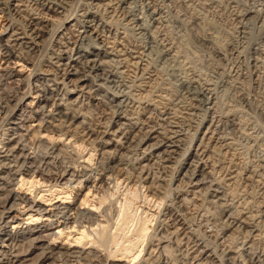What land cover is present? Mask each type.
I'll list each match as a JSON object with an SVG mask.
<instances>
[{
    "label": "bare ground",
    "instance_id": "6f19581e",
    "mask_svg": "<svg viewBox=\"0 0 264 264\" xmlns=\"http://www.w3.org/2000/svg\"><path fill=\"white\" fill-rule=\"evenodd\" d=\"M80 1L81 6H77L73 1V3H70L68 0H7L1 2L2 6L0 7V12L6 11L7 14L14 17L21 16V14L23 15V11L27 12L31 7L37 10L35 15L28 18L27 24L23 28H18L14 24L15 18L13 17L14 19L0 30V56H2L1 60L2 58H6L9 62L14 60L15 63L22 62L27 68L28 66L33 67L31 68L32 70L28 78V87L31 88V85H33V89H37L36 96H38L39 105L44 103L40 107L41 110L37 111H44V109H48V107L52 109L49 108V114L43 113V115H47L50 120L42 126L43 130L38 132L39 142L49 147L48 152L46 156L43 157V160L32 161L34 164L35 162H40L39 165L31 164L32 166H30L29 164V166H27L26 161L29 159L33 160L34 157L29 156L25 152V148L27 147L25 145L24 147L20 140L17 141V139L23 135L20 133V130L27 129L25 128L26 126H23L24 123L22 125L19 124L21 121L19 122L18 119H22V121L25 122L27 114L26 109H24L22 113H18L17 109L20 108L21 105L27 107L31 106L30 104H32V101H30L31 103L29 102L30 104H25L24 100L26 97L30 96L31 91L28 90L17 94H15L16 92L12 93L10 90L6 89V87H2V85H4L2 82L8 79L6 76L9 74V70L5 74H0V76L4 75L5 77L4 79L0 78V113L6 112L5 115L3 114V116L0 117V129L6 131L4 133L6 137L0 141V221L3 217L5 219L6 217L9 219L11 218V224L18 227L23 221H29L27 227L18 229L14 233H11V230L7 228V224L2 227V222H0V264H41L43 262L48 264H129L131 261L134 264H167L169 263L168 261L171 255L166 254L167 247L170 246L166 244L163 246L157 244L156 249L158 250L155 251L157 252L156 254L153 252L154 250L152 252L147 251V253L141 257L142 259L139 262L137 261L140 259V255L144 250L142 245L151 230L154 220L152 217H154L155 214L153 213L151 217H149V215L143 216L141 213H138V207L135 208V210H130L134 199L138 197L136 191L127 189V193L124 195L125 197L121 198L120 201L117 200L119 203V211L116 219V227L113 234L107 236L106 233H112L109 224H103L100 220L98 222L96 218V220H87L89 225H86L85 222H81L78 226L75 225V222L78 221L73 219H76L73 214L76 213L75 210L79 211L81 206L77 208L69 206L71 201L68 200H73L72 198L75 197L73 196L74 190L60 188L59 179H64L70 175L71 177L67 178V181H70L73 176H76L77 178H74L77 181L76 184L82 186V178L88 176V180L90 178L89 173L92 171V165L97 163V165H99L98 167H102L99 173L96 172L100 174V178L98 179L99 182H105L108 178L113 177L116 180L115 183L118 184L120 177H118V174L115 172L117 170L115 169L122 162V149L133 147L139 151L142 148L141 146L147 142L148 145L141 150L142 157L138 160L140 161L138 166L136 165V167H134V171L138 174V176L136 174V178L139 179V182L145 183L146 180L150 182L152 178L151 185L156 182V179L162 181L166 180L168 183L165 182L168 186L173 183L175 175H172L173 177L171 179L155 176L158 172L154 173L152 169L153 166H150L153 160L155 162H161V164L166 162H172V164H177L176 162H178L179 164V162H182L181 166L179 165L180 167L187 164L185 156L187 154H192V152H190L192 144H187V146L186 143H184L186 138L183 139L177 135V133H175L176 136H169L168 133L157 131V128L147 129V126H145L143 122L144 120H142V117L145 115V110L149 112L152 106H154L153 102L161 101L162 103V101H164L166 95L162 93L165 90H160L162 87H155V89L157 88L156 92H160L158 95L155 93L156 97L160 98L158 101L153 95L154 93L149 94L151 98L147 96V98L143 97L144 99H142L141 95V98H137L139 93L142 92L144 94V92L150 91V87H153L152 83L156 82L155 80L161 79V81H163L162 75H160L158 73L159 71H156L155 66H153L155 60L166 59L168 63L164 64L165 67L163 72L166 73V75L175 74L178 62L176 53H174L171 47H168L166 43L160 42L154 34V30L161 32V29H165L169 23V18L167 19L163 11L160 12V10H155L153 7L154 5H152V0H79V2ZM76 2L79 4L77 0ZM58 18H60L59 21ZM114 19H116V21ZM131 32L132 34H130ZM206 36L207 35H204V37ZM134 38L138 39L142 44L134 43L132 40ZM208 41H211V39H208ZM216 48V52L220 54L222 47L220 48L216 45ZM135 71L139 73V77H133L134 75L131 72ZM11 73L7 77L11 76ZM177 79L178 85L180 86L179 88H182L180 92L181 96H188L191 101L194 99V101L200 102L201 106L204 105L208 108L209 104H211L209 99L210 91L208 89L201 88L196 81L190 80L189 78L180 76ZM134 91L136 92L134 93ZM167 91H165V94H167ZM75 94L76 96H74ZM171 95L170 97L167 95V97L171 98ZM152 96L155 98H152ZM87 99L90 101H88V103L92 105L106 102V104H110L112 108L114 107L116 110L114 109L115 114L112 116L113 120L110 122L103 121V124H100L98 120L99 125H92L93 122H90V120H92L91 117L94 114L88 117L87 114H84L85 111L81 112L78 108L81 107V105L78 106L80 102L82 101L81 103L83 104ZM197 104L198 103H195V105L193 104L194 107ZM196 107L198 109L199 105ZM162 111L163 115L170 116L172 114V111L167 112V108ZM95 120L96 118L94 121ZM208 120L209 119H205V122ZM176 123L179 124L180 122L178 123L177 121ZM202 123H204V120ZM202 123L198 125V128L196 127L197 133H203L202 137L198 136V134L192 135L193 137L189 135L190 138H192L191 142L197 140L199 144L196 146V149L193 148L195 151L193 155L194 159L189 163L188 169L184 173H181L183 174L181 180L187 183V188H192V193H201L200 195L208 199L207 202H211L213 206L220 207L222 210L220 214L221 217H219L221 221L218 223L220 226L219 229L215 233L212 231L213 233L210 235L208 234L207 238L215 237V241L218 242V238L221 235L219 231L226 233L227 230H232L238 233H248L250 240H254L255 238L261 240L263 238L261 232H263L264 229L261 230L262 227L258 228L256 218L259 220L262 218L264 221V208L258 210L255 214H251V211H240L239 209H235V206L231 203L229 204L228 199L225 197L229 187L226 180H232L234 173V179H236L235 177L239 173L237 170L232 169L222 171L224 168L223 164H230L232 159L226 158L223 160V158L220 160L218 156H225L226 154L222 150L225 149V147L226 149L228 148L227 146L223 147L224 141H220L221 138L219 139L214 135V131L218 127L214 119H210L205 123L206 125L204 126H206V131L204 132H202V128L199 130ZM101 125L106 130L99 129L98 126L101 127ZM1 131L3 132V130ZM43 131L46 135L43 134ZM63 136H66L69 140L73 138V142L65 143L67 138L63 141ZM59 145L62 147L59 148ZM88 145H90L93 150L100 147L98 158H94L95 156L93 153H90V155H83ZM111 145H114L118 153L115 151L116 154L114 152L113 154L109 150ZM227 145L229 146L228 143ZM75 146L79 148L77 151L79 154H77L79 157L78 159H84L83 161L77 159V161L83 162V164L79 163L80 166H82L81 171L76 170V168H71L69 165L66 167L62 164L61 166L57 164L59 163L62 151H65L66 154L72 150L75 151ZM215 156H217V158ZM143 161H147L148 163L142 164L144 163ZM25 162L26 164H24ZM44 165H47L45 167H48V169H51L49 168L50 166L57 169L55 173H53L54 171L49 173L45 170L48 172H45V174L49 175L48 179L43 177L45 174L42 171L44 170H41ZM6 171H10L11 173V179L9 180L4 176ZM219 173L224 175L222 179ZM250 173L253 174V172ZM51 174L56 175L57 178ZM246 175V178L251 177L250 174ZM227 176L229 178H227ZM93 178L96 179V175ZM51 179L53 182H51ZM49 182L51 183L46 185V187L48 186L46 190H40L41 188L38 187V185L47 184ZM158 183L159 182H157V184ZM119 185L116 186V191L119 189ZM58 187L60 189H58ZM171 188L172 187L169 189ZM88 190L89 191L81 200L80 205L89 202L88 193L91 192V189ZM61 193L66 194V196L60 197ZM47 195L49 198H46ZM108 196L105 194L100 197L99 206L106 202ZM155 196H152V199ZM56 197L60 198V200H57L60 204L54 207V211L52 210L53 208H51L52 211L50 210L48 214H43L44 211L47 210V206L50 205L45 204V202H52ZM163 198L156 196L155 202L159 205L163 201ZM61 200L64 201L61 202ZM182 201L183 203L180 204L179 200L180 205L176 206L178 205L177 202V204L174 205L176 207L173 206L172 209L167 207L168 204L164 209L168 210V212L166 213L163 211L161 216H158V221H156L158 223L156 225L157 227L155 230L153 229L154 233H158L155 234L158 236L156 239H166V241L164 240L165 243L171 241V244L173 243L175 246H180L182 244L178 235L183 233L181 231L185 229V224L188 223L189 217L191 218L189 214H191L193 210L192 206L188 205L190 201H188L187 198H182L181 202ZM89 205L93 206L95 209L99 208L98 204ZM183 206L185 209H182ZM21 208L25 211H21ZM87 210H89L90 214L95 212V210L90 208H87ZM184 210L185 212L183 213ZM80 211L78 213H80ZM13 212H19V214L24 212V217L20 218L19 215L15 213L12 216L11 213ZM8 213L10 214L7 216L6 214ZM193 214L195 213L193 212ZM46 215V219L51 217H55L56 219L48 221V223L41 222L42 225L40 222H37ZM226 215L228 216L224 219ZM162 217L164 218L162 219ZM34 221L37 223L35 226H32L34 225L32 223ZM191 222L192 221H190V223ZM55 224L57 226L54 228L58 229V231H53L50 235L46 234ZM96 224L97 227L95 228L94 226ZM262 225H264V223ZM256 227L258 230L255 229ZM94 231L98 234V237H95L97 234L95 236L93 235ZM254 232L257 233L254 234ZM117 233L122 234V236H118ZM250 233L252 234L250 235ZM150 237L151 239L155 238H152V236ZM58 239L66 240L67 243L64 241V244H57ZM20 240L24 242L21 243L22 247L25 241L27 245L24 249L20 246L23 249L21 251L19 250L21 248L16 247L19 246L17 242ZM106 240L111 242L113 248H117L115 250L112 248L109 251L107 249V251L103 253L104 249L102 251L100 247L103 246ZM208 241L204 240L202 244L196 241V250L193 251V255L195 254L193 258L194 260L196 259L195 262L199 261L200 264L205 263L201 260H207L206 262L209 260V263L214 262V256L217 257V252H215L217 249H214V246L218 243L215 242V244L211 246L210 242L212 241ZM73 243L75 244L72 245ZM108 243L104 245H108ZM88 244L91 245L87 246ZM252 245H248V248L245 247V253L243 252L242 254L246 255L247 259L243 260V256H241V259L235 256L234 258H228V260L233 259L230 263L264 264V252H257L255 249L250 250ZM35 249H38V252L35 254V259L29 258L28 255ZM171 250L174 251L175 249ZM171 250L169 252H172ZM210 250L213 254H209L205 257ZM124 259H127V262H125ZM224 260L227 259L224 258ZM175 262H177L176 259Z\"/></svg>",
    "mask_w": 264,
    "mask_h": 264
},
{
    "label": "rangeland",
    "instance_id": "374dc122",
    "mask_svg": "<svg viewBox=\"0 0 264 264\" xmlns=\"http://www.w3.org/2000/svg\"><path fill=\"white\" fill-rule=\"evenodd\" d=\"M4 1L7 0H2V1L0 0V7L2 6L1 2ZM68 1H70V3L75 2L77 6H81V1L79 2V0H77L79 4L76 2V0H68ZM152 5H154L153 7L155 8V10L158 11L160 10V12L163 11L167 16V19L169 18L168 19L169 23L165 27V29H161V30L159 29L161 32L154 30V34L159 39L160 42L166 43L168 47H171V49L177 55L178 62H177V69L175 70V74L166 75V73L163 72V69L165 67L164 64H167L168 61L166 59L154 61L153 66H155L156 71H159L158 73L162 75L164 82L161 81V79L155 80L156 82L152 83L153 87L152 88L150 87L151 93L150 91H146L144 92V94L142 92H141L142 94L138 92L139 94L137 93L138 94L137 98L142 97V99H144L147 98V96L148 98L149 97L151 98V95L149 94L152 93H154L153 95L156 97V95H158L160 92L159 91L156 92L157 88L155 89V87H159V88L162 87L160 88V90L163 91L168 90V91L167 94H165L166 93L165 91L162 93L163 95H166L162 103L161 101H158V99L160 98L156 97V100L158 102H153L154 104V106H152L153 109L151 108L149 112L145 110V115L142 117V120H144L143 122L145 123V126H147L146 127L147 129L157 128L156 129L157 131L159 130V132L168 133L169 136H176L175 133H177V135H179L183 139L186 138L184 143H186V145L192 144V148L190 151L192 152V154L189 155L187 154L185 156L187 164L183 166L184 168L180 167L182 162L181 163L179 162V164L178 162H176L177 164L175 163L172 164V162H166L161 164V162L160 163L155 162L154 160L151 161L150 166L151 167L153 166L152 169L154 173L158 172L157 174H155V176L159 178L161 177L165 179H171L173 177L172 175H175L176 179L174 178L173 183L170 184L171 186L169 185L170 187H172L171 189H169L170 187L168 186V184H166L167 182L166 180L165 182L156 179V182L152 183L151 185L150 183L152 181V178L150 179V182L146 180L145 183L139 182V179L136 178L138 174L136 173V171H134V167H136V165L138 166V163L140 162L138 160H140L142 157L141 150H143L148 145V142L143 144L141 146L143 149L141 148V150L139 151H137L133 147H129L128 149H122L121 151L122 162L115 169L117 170L115 172L118 174V177H120L118 184L115 183L116 180L113 177L108 179L106 178L107 180H105V182L102 183L101 181L99 182L98 179L100 178V174L97 173H99V170L102 167H98L99 165H97V163L92 165L93 166L92 171L89 173L90 178L88 180H87L88 176L82 178V186L76 184L77 183V181L75 180L77 178L76 176H73V178L70 181H67V178L71 177L70 175H68L64 179L60 178L59 179L60 181L59 184L61 185L60 188L74 190L73 196L75 197L72 198L73 200H68L71 201L70 203L72 204V205L69 204V206H72L74 208L81 206L80 209L81 211L79 210L80 213H78L79 211L75 210L76 211L75 214L77 216L73 214L76 217V219L75 218L73 219L79 222V223L75 222V225L78 226L81 222H85L86 225H89L87 220L97 219L98 222L100 220L101 223L103 224H109L112 233L110 234L106 233V235L107 236L112 235L117 223L116 219L119 211L118 201H120L121 198H124L125 193H127V189L128 190L130 189L136 191L138 194V197L134 199L133 203L131 204L130 210H135V208L138 207V213H141L143 216L149 215V217H151L153 213L155 214V216L152 217L154 220L152 223L153 225L151 226V230L148 233V236H146V240L142 245V248L144 249L142 252L143 254L141 253L140 259L137 260L138 262L142 259L141 257H143V255L147 253V251L148 252H152L153 250H154L153 252L157 251L158 250L156 249L157 244H159L160 246L166 244L167 246L170 245L169 246L170 248L167 247L166 254L171 255L168 261L169 263L167 264H173V263L200 264L199 261L195 262L196 259L194 260L193 258L195 255V254L193 255V251L196 250L195 244L197 242L202 244L204 240L206 241L209 240L208 242L212 241L210 242L211 246L214 245L215 242L218 243L216 245L217 247L214 246L215 247L214 249H217L215 251L217 252L216 254L217 257L214 256V262L209 263V260L208 262H206L207 260L206 261L201 260L205 262L204 264H232L230 263V261H232L233 259L228 260V258H234L235 256L239 257L240 259L242 258L241 256H243V260L247 259V256L242 254L243 252L245 253V249L252 244H254L255 246L252 245L250 250L255 249V251L257 252H264V230H263L264 225H262L264 221L262 218H260V220L256 218L257 219L256 221L258 223V228L262 227L261 230H263V232H261L263 235V238L261 240H257L256 238L254 240L252 239L250 240V236L248 233H240V232L238 233V232H233L232 230H227L226 233H222L221 231H219L221 235L218 238V242L215 241L216 240L215 237L207 238L208 234L209 235L212 234L213 233L212 231H214L215 233L219 229L220 226L218 225V223L221 221L219 217H221L220 214L222 210L220 209V207L213 206L211 202H207L208 199L200 195L201 193L199 194L192 193L191 191L192 188L191 187L187 188L186 185L187 183L181 180V177L183 175L181 173H184L188 169L189 163L193 161L194 159L193 155L195 154L194 149H196L197 148L196 146L199 144V141L197 140H194V142L192 141L193 142L192 143L191 142L192 138H190V136L193 137L192 135L198 134V136L202 137L203 133L200 132L197 133L198 125L201 124L202 121L204 120V123H202L201 127L199 128V130L202 128V132H204L206 131V126H204L206 125L205 123L208 122L210 119H214V121H216L218 125V127L216 126L217 128L214 131L215 133L214 135L219 139L221 138L220 141L222 142L224 141L223 147L227 146L228 148L226 149L225 147V149L222 150L227 156L226 155L218 156V158L220 160L223 158H224L223 160H225L226 158L230 160L232 159V161L230 162L232 166L230 164L224 163L223 167L225 169L223 168L222 171H228L232 169V170H237V172L239 173L235 177L236 179H234L235 176L234 173L232 180H226L227 181L226 183L229 184L227 190L228 193L227 195H225L226 199H228L229 204L231 203L233 206H235V209L237 210L239 209L240 211H244V212L251 211V214L252 213L255 214L258 210L264 208V184H263L264 182V161H263L264 160V0H152ZM34 9H35L34 7L33 8L31 7L29 9L30 11L28 10L29 12L23 11L24 12V13L22 12L23 15L21 14V16H18L19 18L10 16L9 14H7L6 11H1L0 30H2L14 18H15L14 19L15 22L13 21L14 24L18 28H23L24 26H26L28 18L35 15V12L37 10ZM59 19L60 18H58V21ZM114 20L116 21V19ZM130 34H132V32ZM204 35L207 36L204 37ZM207 37H209L208 39H211V41L213 42L208 41V39H205ZM132 40L134 41V43L142 44L136 38ZM216 45H218L220 48L222 47L220 54H218L215 50L217 49ZM1 57L2 56H0V74H5L8 70H9L8 71L9 74L12 72L11 76L7 77L9 75L8 74L6 76V78L8 79L2 82V84H4L2 85V87H6V89L10 90L12 93L16 92L15 94L19 92L20 93L26 92L28 90L31 91L30 96L24 99L25 104H28L30 101H32V104H30L31 102L29 103L31 106L27 107L25 105H21L20 108L17 109L18 113H22V111L26 109V114H27L26 116L27 119L25 122H23L22 119H18L19 122L21 121L19 124L22 125L24 123L23 126L24 127L26 126L25 128L27 129L20 130V133H22L23 135H21L22 137L20 136L19 139H17V141L20 140L23 146L25 145L27 147L25 148V152L29 156L34 157L33 160L29 159L28 161H26L27 164L26 162L24 163L27 166H29V164L30 166H32L31 164H34L32 161L43 160V157L46 156L49 149V147L47 145L45 146V144H43L42 142H41L42 145L40 144L38 132L42 131L43 130L42 126L45 125V123L48 120H50L49 117L47 115H43V113L49 114L50 112L49 108L51 107H48V109H44V111H39V112L37 111V110H41L40 107L44 103H41L39 105L38 96H36L37 89H33V85H31V88L28 87V78L32 70L31 68L33 67L28 66L27 68L24 66L22 62L15 63L14 60L9 62L6 60V58H2L1 60ZM135 72H131L134 76L131 73L129 74H131L134 78L135 76L139 77L138 76L139 73L136 72L137 73L136 74ZM180 76L189 78L190 80H194L200 85L201 88L208 89L210 91L209 99L211 101V104H209L208 108L204 105L201 106L200 102L194 101V99L191 101L190 97L188 96L185 97L180 95L182 88H179L180 86L178 85V79H177ZM0 78L4 79L5 77L4 75L3 76L1 75ZM174 84H176L177 86ZM177 90L179 93L177 92ZM135 92L136 91H134V93ZM169 94L170 95L172 94L173 96L171 95V98H169L170 97ZM167 95L169 97H167ZM74 96H76V94ZM154 96H152V98ZM88 101L89 99H87L83 104L81 103L82 102L81 101L80 104L78 105V106L81 105V107L78 108L81 112L85 111L84 114L85 115L87 114L88 117H91L94 114L93 115L94 117L92 116L91 117L92 120H90V122H93L92 125H96V124L99 125L98 120L100 124H103L104 123L103 121L110 122L113 120L112 116H114L115 114L114 107L112 108V106L108 103L107 105L106 102H102V104L98 103L96 105L95 104L92 105L91 103H88ZM195 103H198L197 104L199 105L198 109L196 107L197 105L194 107ZM164 107L167 108V112L172 111L171 113L172 114L174 113L173 116L172 114L170 116L163 115L162 110H165ZM5 113L6 112L0 113V117H2L3 114L5 115ZM95 118H96L95 121L97 122L94 121ZM205 119H209V120L205 122ZM176 120L178 121V123L179 122L180 123L177 124ZM98 127L99 129L106 130L105 128H103L102 125L101 127L100 126ZM1 130H3V132ZM5 132L6 131L4 129H0V136H1L0 141L6 137V135L4 134ZM43 134H45L44 131ZM66 138H67L66 136H63L62 140L64 141ZM71 142H73V138L70 140L69 138H67L65 140V143H71ZM227 143L231 147H229ZM58 147L60 148L62 146L59 145ZM75 148H76L75 151L72 150L69 153L67 152V154L65 151H62L59 159V163L57 164H59L60 166L62 164L63 166L66 167H68L69 165V167L76 168V170L81 171L82 166H80L79 163L83 164V162H79V161H83L84 159L82 158L78 159L79 154L77 153V151L79 148L78 146H75ZM115 149L116 148L114 147V145L113 146L111 145L109 148V150L112 153L113 152L115 153V151L116 153H118V150ZM90 153H93V155L95 156L94 158H98L100 154V147H97L95 150H93L92 147L88 145V147L84 150L83 155L84 156L88 154L90 155ZM215 157L217 158V156ZM77 159L79 161H77ZM143 162L144 163L142 164L148 163L147 161H143ZM37 164L39 165L40 162L38 163L35 162L34 165ZM45 166L47 165H44L42 167L43 169H41L44 170L42 171L44 174L46 171H48L49 173H52L53 171H54L53 173H55L57 171L55 167L50 166L49 168L51 169H48V167ZM250 172H253V174H251ZM116 173L114 174L117 175ZM246 174L248 175L250 174L252 178L251 177L246 178L247 177ZM95 175H96V179L93 178ZM219 175L221 176V179L224 177L222 173L221 174L219 173ZM4 176L7 178V180L11 179L10 171H6L4 173ZM43 177L48 179L49 175L45 174ZM54 177L57 178L56 175H54ZM227 178L229 177L227 176ZM51 182H53L52 179ZM51 182L47 184L45 183L38 185V187L41 188L40 190H46L48 189V186L46 187V185H49ZM157 182L159 183L157 184ZM117 185L120 186L118 189L119 191L118 190L116 191ZM60 188L58 187V189ZM88 189H91L90 190L91 192L88 193L89 202L87 204L80 205L84 195L89 191ZM184 189L187 190L185 191ZM155 193L156 196H160L162 198L164 197L163 201L159 205L157 204V202H155V198H156ZM44 194H49V193H44ZM105 194L107 196L109 195L108 199L106 200V202H104L103 205L99 206L100 197ZM62 196H66V194L61 193L60 197ZM152 196L155 197L152 199ZM46 198H49V196L47 195ZM182 198L185 199L187 198L188 201H190L188 205H191L193 210L192 213L189 214L191 215V218L188 215L189 219H188V223L185 224V229H184L185 231L184 230L181 231L183 233L178 235L179 240L182 243L180 247V246H175V244L173 243L171 244V241L165 243L166 239H164L165 241L163 239H162L163 241L156 239L158 238V236H156L155 234L158 233H154L153 229L155 230V228L157 227L156 225L158 223L156 221H158V218L161 216L163 211H165L166 213L168 212V210H164L165 207L169 204L167 207L172 209L173 206L177 204V202L178 205L176 206H179L180 204L183 203V201L181 202ZM57 200H60V198L56 197L52 202L51 201L45 202V204H50V205L47 206V210L44 211L43 214L46 213L48 214V211H50L51 208H53L52 210L54 211V207L57 204H60V202H57ZM179 200H180V204H179ZM63 201L64 200H61V202ZM89 204H98L99 208L95 209L93 206H90ZM87 208L95 210L96 213L92 212L90 214ZM182 209H185V207L183 206ZM21 211H25V210L21 208ZM184 212L185 210L183 211V213ZM193 212L195 214H193ZM14 213L18 214L20 218L24 217L23 215L24 212H21L20 214L19 212L18 213L13 212L11 213L12 216L14 215ZM9 214L10 213L6 215L8 216ZM91 215L93 216L94 219L92 218ZM227 216L228 215H226L224 219H226ZM46 218L47 215L40 218V220H38L37 222L48 223V221L56 219L55 217H51L49 219ZM163 218L164 217H162V219ZM10 220L11 218L9 219L6 217L5 219L3 217V219L0 222H2V227H4L7 224L6 226H8L7 228L9 230H11V233H14L16 230L21 228L24 229L29 225V221L25 220L18 227L11 224L12 222H10ZM190 221L192 222L190 223ZM37 222L36 221L32 222L34 224L32 226H35ZM97 224L94 226L95 228L97 227ZM56 226H57L56 224L53 225V228L47 231L46 234L50 235V233L52 234L53 231H58V229L54 228ZM179 227H183V226H179ZM255 229H257V227ZM256 233L257 232H254V234ZM96 234L97 233L94 231L93 235L95 236ZM251 234L252 233H250V235ZM117 235L122 236V234L120 233H117ZM247 235L249 238L247 237ZM150 236H152V238L153 237L155 238L151 239ZM95 237H98V234ZM21 241L22 240L17 242V245H19L16 246L17 248L22 247L21 243L24 242ZM57 241H58L57 244H62V243L64 244L65 242L67 243L66 240H62V239H58ZM108 242L109 240L108 241L106 240L104 244H107ZM74 244L75 243H73L72 245ZM104 244L102 247H100V250L103 251L104 249L103 253H105L107 249L109 251L110 249L113 248L111 242H109L108 245H104ZM25 245H26V241L22 247L23 249L24 247L25 248L27 247V245L26 246ZM89 245L91 244H88L87 246ZM190 247L193 248L191 249ZM22 248L19 250L20 251L23 250ZM116 248L117 247L113 248V250H115ZM171 249L173 250L175 249V250L172 251ZM170 250L172 252H169ZM37 252L38 249L33 250L31 254L28 255V257L31 259H35V254ZM156 253L157 252H155V254ZM209 254L211 255L213 254L211 250L207 252L205 257H207ZM172 256L176 258H173ZM224 258L227 260H224ZM175 259L177 262H175ZM124 260L125 262H127L126 261L127 259ZM41 264H48V263L43 262ZM129 264H134V263L131 261Z\"/></svg>",
    "mask_w": 264,
    "mask_h": 264
}]
</instances>
